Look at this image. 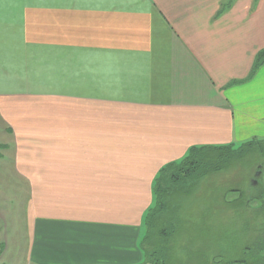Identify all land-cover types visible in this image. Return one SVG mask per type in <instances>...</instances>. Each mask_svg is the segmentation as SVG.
I'll list each match as a JSON object with an SVG mask.
<instances>
[{"label": "crops", "instance_id": "obj_1", "mask_svg": "<svg viewBox=\"0 0 264 264\" xmlns=\"http://www.w3.org/2000/svg\"><path fill=\"white\" fill-rule=\"evenodd\" d=\"M262 49L264 0H0V124L29 185L18 264H144L159 171L264 141Z\"/></svg>", "mask_w": 264, "mask_h": 264}, {"label": "rangeland", "instance_id": "obj_2", "mask_svg": "<svg viewBox=\"0 0 264 264\" xmlns=\"http://www.w3.org/2000/svg\"><path fill=\"white\" fill-rule=\"evenodd\" d=\"M239 147L217 151L213 165L178 184L168 182L162 222L156 223L165 235L155 231L148 241L142 238L144 264H216L220 258L249 264L254 253L264 254V153ZM12 152L0 124V264H18L28 242L29 185L14 173ZM245 246L252 247L243 255ZM237 258L243 261L232 263Z\"/></svg>", "mask_w": 264, "mask_h": 264}, {"label": "trees", "instance_id": "obj_3", "mask_svg": "<svg viewBox=\"0 0 264 264\" xmlns=\"http://www.w3.org/2000/svg\"><path fill=\"white\" fill-rule=\"evenodd\" d=\"M263 66H264V49L257 52L254 58V63L249 78H251L258 71V69H260ZM239 146H235V147L260 150L261 153H264V141L255 139L243 143L242 145ZM232 148H234V146H224L219 148L193 147L188 150L186 156L182 160H180L177 163H171L169 165H166L159 171L155 179V184L153 185L152 188V203L145 211L142 219V228L144 230L143 237L145 241H148L149 238H151L154 235L157 236L155 231H160L159 232L160 236L165 235L164 229L160 227L161 226L160 224L157 225L156 223L157 221L162 222L161 217L159 219V214L162 212L163 207H165L164 202L168 198V194H167L168 182H175L178 184L181 180H184V178L191 177L194 175V173L202 171L205 168L213 165L215 161V158L213 156L215 153H217V151L218 153L228 152V151L232 152ZM210 159L213 161H209ZM220 159L222 160V155ZM180 174H186V176L184 177ZM169 186L177 187L179 185H169ZM169 224L170 221L168 225ZM170 228H173L172 225H170ZM141 247H142V242H141ZM156 252L154 253L156 254ZM150 256L152 257V254ZM223 260L224 259L220 258L216 264H228ZM213 261H215V259L212 260L211 263ZM205 262L209 264L207 260ZM237 262L240 263L242 261H237ZM237 262L232 261V263H237ZM249 264H264V254H259V252L255 253L252 256V261Z\"/></svg>", "mask_w": 264, "mask_h": 264}]
</instances>
